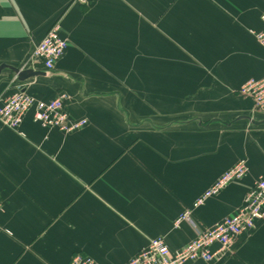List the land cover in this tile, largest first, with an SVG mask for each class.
I'll return each instance as SVG.
<instances>
[{"label":"crops","instance_id":"1","mask_svg":"<svg viewBox=\"0 0 264 264\" xmlns=\"http://www.w3.org/2000/svg\"><path fill=\"white\" fill-rule=\"evenodd\" d=\"M263 12L264 0H0V68L31 69L56 24L69 43L46 76L5 69L0 99L20 83L87 121L65 134L31 110L0 124V264H127L160 237L179 251L195 239L182 214L246 160L248 177L193 216L210 228L233 215L264 173V117L233 96L264 78ZM219 264H264V222Z\"/></svg>","mask_w":264,"mask_h":264},{"label":"built area","instance_id":"2","mask_svg":"<svg viewBox=\"0 0 264 264\" xmlns=\"http://www.w3.org/2000/svg\"><path fill=\"white\" fill-rule=\"evenodd\" d=\"M78 1L82 4L87 3V0ZM261 19L264 23V12ZM252 34L264 47V29ZM68 47L69 43L62 36L61 26L54 25L34 51L29 62L31 69L38 71V68H43L46 72L53 71ZM15 81L19 82L17 77ZM241 93L253 101L255 112L264 116V78L248 82ZM31 110H34L35 122L48 130L55 129L69 134L87 124V121L76 123L70 120L64 96L49 102L41 101L30 95L20 83L15 94L0 99V124L18 129ZM249 173L248 162L241 160L198 198L191 209H187L182 214L177 224L185 222L195 231V239L183 249L172 251L165 238H156L151 241L148 248L139 252L127 264H188L198 261L219 264L224 261L241 238L250 236L264 222V173L248 191L243 205L233 215L224 218L213 227H202L193 215L195 210L205 205L208 200L219 196L232 184L243 181ZM3 207V203L0 202V213ZM70 264H97V262L89 256L76 254Z\"/></svg>","mask_w":264,"mask_h":264},{"label":"water","instance_id":"3","mask_svg":"<svg viewBox=\"0 0 264 264\" xmlns=\"http://www.w3.org/2000/svg\"><path fill=\"white\" fill-rule=\"evenodd\" d=\"M5 69L11 70L15 74V76L17 77L18 81L22 82V83L26 82L27 80L36 78V77L46 76V73L41 72V71H36L33 69L23 70V69L10 67L7 65L1 66L0 75ZM242 119H248L249 121H251L252 124H255V125H260L261 123L264 124V122H261V123L255 122L254 120H252L250 118H242Z\"/></svg>","mask_w":264,"mask_h":264},{"label":"rangeland","instance_id":"4","mask_svg":"<svg viewBox=\"0 0 264 264\" xmlns=\"http://www.w3.org/2000/svg\"><path fill=\"white\" fill-rule=\"evenodd\" d=\"M233 96H234V98H236L237 100H242V101H243V100L250 99V98L244 96L242 93H236V94H233ZM226 110H227V109H226ZM239 111H240V114H241V113H245L243 109H242V110L240 109ZM255 117H256L257 120H262V118H263L264 116H262V115L258 116V115H255V114L253 113L252 116H251V118L255 119ZM210 124H211V122H210ZM245 179H246V178H245ZM245 179H244V180H245ZM244 180H243V181H244ZM243 181H241V182H243ZM238 183H239V182H238Z\"/></svg>","mask_w":264,"mask_h":264}]
</instances>
